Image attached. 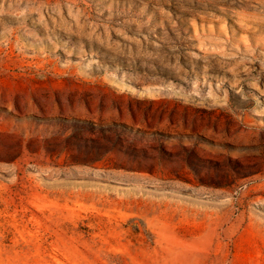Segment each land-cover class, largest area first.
I'll return each mask as SVG.
<instances>
[{"label":"rangeland","instance_id":"1","mask_svg":"<svg viewBox=\"0 0 264 264\" xmlns=\"http://www.w3.org/2000/svg\"><path fill=\"white\" fill-rule=\"evenodd\" d=\"M0 264H264V0H0Z\"/></svg>","mask_w":264,"mask_h":264}]
</instances>
